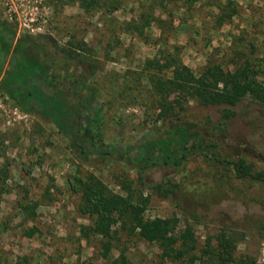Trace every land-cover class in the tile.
Returning a JSON list of instances; mask_svg holds the SVG:
<instances>
[{
	"label": "trees",
	"instance_id": "trees-1",
	"mask_svg": "<svg viewBox=\"0 0 264 264\" xmlns=\"http://www.w3.org/2000/svg\"><path fill=\"white\" fill-rule=\"evenodd\" d=\"M46 1L53 8L51 28L55 17L66 6L75 4L90 18L98 14L102 25L110 23L108 51L120 44V32L156 47L152 56L144 58L141 68L127 78L133 79L129 83L131 87L133 83L134 89L149 91L151 99L145 101L137 94L132 99L152 108L161 123L135 143L121 146L103 140L100 128L103 106L95 105L103 96L97 77L102 59L97 55L96 45L84 38L87 24L81 29L83 33L73 29L67 40L58 44L49 33L17 35L14 25L0 18V91L21 112L48 118L68 134L70 147L81 162L102 166L110 161H123L136 169L137 182L150 191L145 194L141 187L122 183L125 190L122 194L114 192L92 172L67 175L69 190L78 196V212L90 220L78 225L79 238L88 241L100 237V255L109 264H134L125 248H118L117 255L111 254V238L118 231L154 243L158 248L157 264L175 260L186 264H257L252 254L237 252L244 235L240 230L221 228L200 243L194 228L195 223H202L198 214H188L184 209L182 224L177 215H146L152 193L180 205L172 196L179 182L143 181L147 168L156 164L179 168L187 158L197 154L208 165L232 171L237 179L264 184V163L258 165L247 158V153L230 151L222 142L235 114L234 107L240 101L247 98L264 107V64L255 55V44L249 42L250 49L238 44L240 48L235 52L243 59L233 70L211 58L199 69H193L183 61V46L171 38L177 27L175 20H179L180 27L185 26L197 0L140 1L137 14L123 21L113 17L122 6L121 0ZM212 1L205 0L204 4L216 9L214 28L239 15L236 0ZM152 25L158 29L155 36L149 30ZM122 91H117L115 98ZM194 105L213 113L192 117L190 108ZM4 139L0 135V159L5 157ZM9 165L8 160L0 162V196L15 191ZM32 169L33 164L25 173ZM38 203L25 196L17 200L16 210L23 215V221L34 219ZM21 232L32 237L39 230L35 225L23 224ZM104 237L106 240H102ZM0 264H32V255L0 249ZM82 264L93 263L86 260Z\"/></svg>",
	"mask_w": 264,
	"mask_h": 264
},
{
	"label": "rangeland",
	"instance_id": "rangeland-1",
	"mask_svg": "<svg viewBox=\"0 0 264 264\" xmlns=\"http://www.w3.org/2000/svg\"><path fill=\"white\" fill-rule=\"evenodd\" d=\"M121 1L122 6L113 13L118 21L129 20L137 14L138 5L144 0ZM236 1L239 15L218 28H214L216 9L205 5V0L195 2L185 26L180 27L179 20H175L177 27L171 39L183 46L185 64L199 69L211 58L233 70L243 59L235 52L240 48L238 44L250 49L249 42L255 44V55L264 64V0ZM84 23L87 24L84 38L96 45L97 55L102 59L97 77L103 96L95 105L103 106L100 125L103 140L121 146L133 144L149 134L151 127L161 123L152 108L132 99L135 94L145 101L151 99L149 91L134 89L133 83L132 87L129 83L133 79L127 78L141 68L144 58L152 56L156 47L120 32V44L108 51L110 23L102 25L98 14L90 18L75 4L66 6L46 33L63 44L73 29L83 33ZM149 30L154 36L158 34L155 25ZM120 90L122 94L115 98ZM7 102L12 109L14 104ZM234 109L223 144L230 151L247 153V158L258 165L264 163V107L245 98ZM212 113L211 109L201 106L190 108L192 117ZM9 118L7 123V117L0 113V135L6 137L2 140L5 157L0 162L8 160L10 163L15 191L0 196V249L12 254H30L32 264H82L86 260L109 264V260L100 255V237L88 241L79 238L78 225L90 220L78 212V196L69 190L66 178L76 171L92 172L114 192L124 194L121 184L126 183L132 188L141 187L149 194L150 191L137 182L136 169L123 161H110L102 166L81 162L70 147L69 135L48 118L20 110L16 114L10 112ZM31 164L32 171L25 173ZM163 180L179 182L172 196L180 205L152 193L146 215H177L182 224L185 210L188 214H198L202 223H195L194 228L200 243L221 228L240 230L244 235L237 252L252 254L257 264H264V184L237 179L232 171L208 165L197 154L187 158L179 168L156 164L143 172L145 183ZM24 196L39 202L34 209V219L28 221H23V215L16 210L17 200ZM23 224L35 225L39 232L25 237L21 232ZM111 241L112 255H117L118 248H125L134 264L158 263L157 246L135 234L118 231ZM167 264L186 263L175 260Z\"/></svg>",
	"mask_w": 264,
	"mask_h": 264
},
{
	"label": "built area",
	"instance_id": "built-area-1",
	"mask_svg": "<svg viewBox=\"0 0 264 264\" xmlns=\"http://www.w3.org/2000/svg\"><path fill=\"white\" fill-rule=\"evenodd\" d=\"M0 18L11 22L17 35L42 34L51 28L53 8L46 0H0ZM7 100L0 91V113L9 123L10 112L16 114L19 109L16 106L11 109Z\"/></svg>",
	"mask_w": 264,
	"mask_h": 264
}]
</instances>
